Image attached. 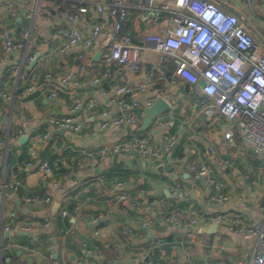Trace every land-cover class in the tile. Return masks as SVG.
Here are the masks:
<instances>
[{"label": "crops", "instance_id": "1", "mask_svg": "<svg viewBox=\"0 0 264 264\" xmlns=\"http://www.w3.org/2000/svg\"><path fill=\"white\" fill-rule=\"evenodd\" d=\"M14 1L18 14L13 16L0 9V30L7 26L18 36L25 25L24 15L30 11L31 0ZM68 1L67 8L59 9L48 2V7L43 9L35 35L37 38L39 34L41 41L36 43L34 39L32 42L37 60L31 64H36V69L28 74V81L22 83L19 90V54L16 51L2 53L0 80L4 82L0 83V138L7 136L10 116L12 132L19 128L23 130L18 138L10 139L6 156L0 152V184L4 179L7 182L22 180L18 190L9 189L4 197L0 190V231L3 212V222L10 227L3 235L6 264H92L96 261L100 264H136V253L149 247L151 237L165 242V252L150 249L155 264H246L248 259L243 251L254 242L253 236L229 231L220 223L213 232L204 229L212 225L215 222L213 218L220 214L260 218L259 205L264 201V182L250 154L239 156L240 143L229 148L224 145L226 120L207 118L194 108L197 97L189 91L183 79L179 78L175 84L159 81L151 87L152 91L158 90L173 104L174 108L170 111L178 119L170 123L169 129L154 130V140L159 144L166 142L169 132L178 135V144L171 154L153 157L121 153L109 155L93 166L83 164L79 159L80 151L99 149L134 133L143 134L150 130L142 129V118L134 126L100 130L104 113L115 115L119 112V107L103 96H98L81 131L52 129L51 117L68 114L77 99L86 100L95 93L93 68L101 63L104 48L105 35L92 49L76 47L70 53L59 51L63 40V14L75 4V0ZM215 1L227 11V7L236 9L255 40L264 45V0ZM96 20L93 13H89L83 28ZM100 21L106 22V19L101 18ZM127 22L128 33L139 43H144L147 36L164 33L168 16L164 15L157 24L145 25L141 22L139 11L131 9ZM107 28L105 24L104 29ZM79 51L86 53L84 58H77ZM100 52V56L95 58ZM150 58L155 60L152 54ZM169 63L174 68V62ZM11 65L16 66L13 79L5 73ZM148 69L149 65H144L139 71H130L122 65L115 66L106 86L138 83ZM70 70L76 73L78 83L65 92L60 91L55 99H49L52 83L46 74L61 76ZM30 85H35L37 90L28 91ZM179 88L183 94L177 93ZM14 89L17 95L12 104L7 95ZM180 121L184 122L183 127ZM140 129L143 132L138 133ZM46 133H49L48 138L45 137ZM182 138L185 140L180 146ZM211 142H215L221 151L225 150L223 165L208 154ZM31 150L35 151L33 161L61 158V168L47 178L42 177L36 168L27 165L32 157ZM169 155L172 156L174 170H160V166L169 163ZM175 157L212 164L215 172L211 179L196 180L174 164ZM242 159L249 161L244 169L246 178L237 169ZM119 181L125 183L129 193L125 200L116 197ZM176 181L181 184L177 206L184 221L196 215L208 216L201 218L194 228L165 223L159 217L161 209L158 206L143 210L134 205V201L139 199H169L170 187ZM54 182L59 184L55 189L54 203L43 199L28 200L34 195L48 196ZM216 184L220 185L222 192L227 193L229 200H212L211 196L217 191L214 188ZM64 210L66 214H63ZM100 214L103 218L97 223L94 218ZM147 218H153L150 226L145 224ZM47 222L51 226H45ZM84 242L88 243L91 253H87ZM23 245H27L28 249Z\"/></svg>", "mask_w": 264, "mask_h": 264}, {"label": "built area", "instance_id": "2", "mask_svg": "<svg viewBox=\"0 0 264 264\" xmlns=\"http://www.w3.org/2000/svg\"><path fill=\"white\" fill-rule=\"evenodd\" d=\"M42 5L43 0H31L30 11L24 15L25 25L18 36L7 26L0 30V65L3 52L9 54L16 51L19 54L17 79L21 78L25 61L30 59L34 62L37 59V55L30 52V46L37 33V18L42 11ZM16 8L14 0H0V9L13 16L18 14ZM131 9L139 11V17L145 25L157 24L167 15L168 25L164 33L149 35L144 43L134 41L128 32L123 31ZM89 13H93L94 18L98 20L86 24L83 28ZM101 18H105L106 22L100 21ZM61 22L63 40L59 51L62 53H70L76 47L92 49L101 42L103 35L105 39L101 63L93 68L95 93L89 99H77L68 114L51 117L50 125L54 131H81L98 96L106 97L109 102L119 107V112L115 115L104 113L105 118L100 123V130L134 126L141 118L136 109L150 106L160 95L158 90L152 91L151 87L159 81L175 84L180 78L189 91L195 93L197 98L193 106L200 114L207 118L226 120L223 130L224 145L229 148L240 143L244 151L249 150L257 157L256 168L264 182V45L255 40L237 14L225 10L215 0H75L74 6L64 12ZM105 24L108 25L107 30L104 29ZM85 54L84 51H79L76 56L81 59ZM150 54L155 60L150 58ZM169 61L174 62V68ZM118 65L130 71H139L144 65H149V69L138 83L127 82L107 87L106 81L110 78L113 68ZM46 78L52 83L48 92L49 99H55L60 91L65 92L78 83L77 75L72 70L61 76L47 73ZM27 90L32 92L37 88L30 85ZM177 93L183 94V90L179 88ZM16 95V89L7 95L12 104ZM169 103L170 108L152 121L149 132L134 133L126 139L99 149L82 150L80 161L93 166L114 154L135 153L153 157H160L163 153L171 154L178 144L177 134L169 132L163 144L154 140V130L169 129L170 123L178 120L170 111L174 108L173 104L170 101ZM11 120L10 116L7 120L6 138H0V152L5 156L10 139L18 138L23 133L21 128L12 132ZM180 122L183 127L184 122ZM48 136L49 133H46L45 137ZM223 153L225 150L221 151L215 142L209 143L208 154L216 158L219 165L225 163ZM30 155L32 157L27 162L28 167L36 168L44 178L59 170L63 163L61 158L33 161L34 150L30 151ZM173 162L196 180L211 179L215 172L212 164L188 161L182 157H175ZM21 185L22 180L7 182L4 179L0 184L2 197L9 189L16 191ZM58 185L57 182L52 184L48 196L43 198L34 195L28 200L43 199L45 202L54 203L53 197ZM117 187L118 200L127 199L129 193L125 183L119 181ZM180 188V182L176 181L170 187L169 199H139L134 201V205L143 210L158 206L161 209L159 217L165 223L183 224L189 229L194 228L201 218L208 216L196 215L184 221L177 206L181 197ZM214 188L217 191L211 196L213 201L229 200L227 193L220 190L219 184ZM259 209L260 218L225 214L213 218L224 224L229 231L253 236L254 242L243 251L248 259L246 264H264V201L260 203ZM63 214H66L65 210ZM102 218L103 215L100 214L94 221L99 223ZM3 221L0 231V264H6L3 235L5 231L10 230ZM152 223L153 218H147L145 221L148 226ZM45 226L49 227L51 223L47 222ZM148 242L149 247H144L136 253V264H155L150 249L157 248L165 252L164 241L151 237ZM84 245L87 247V253H91L88 243L84 242ZM23 248L28 249V246L23 245ZM92 264L100 263L96 261Z\"/></svg>", "mask_w": 264, "mask_h": 264}, {"label": "water", "instance_id": "3", "mask_svg": "<svg viewBox=\"0 0 264 264\" xmlns=\"http://www.w3.org/2000/svg\"><path fill=\"white\" fill-rule=\"evenodd\" d=\"M227 9L234 13L237 14L239 17H241L240 13L232 8V7H227ZM101 52L96 55L95 58H98L100 56ZM170 103L167 99H165L162 95H158L155 99V101L147 107L144 108H137L136 112L137 114L142 118V129L146 130L150 127L152 121L160 114L163 112L167 111L170 108ZM169 163L166 166H160L159 169L163 170L164 168H170V171L174 170V167L172 166V156H168ZM253 176L251 174L250 180H252ZM1 200V199H0ZM219 226V223L215 221L212 225L209 227L205 228L207 232H213L217 230ZM8 234V233H7ZM21 253V250L19 251Z\"/></svg>", "mask_w": 264, "mask_h": 264}, {"label": "trees", "instance_id": "4", "mask_svg": "<svg viewBox=\"0 0 264 264\" xmlns=\"http://www.w3.org/2000/svg\"><path fill=\"white\" fill-rule=\"evenodd\" d=\"M48 2H51L52 3V5H53V7L55 6V7H57V8H59V9H61V8H67L68 7V5H69V1L68 0H43V5H42V11H43V9L47 6V4H48ZM217 2V1H216ZM66 6V7H65ZM48 7V6H47ZM50 7V6H49ZM51 11H53L52 9H51ZM127 21H129V18H128V20ZM125 22V24H124V27H123V31L124 32H128L126 29H127V25H128V23L129 22ZM143 24H145L143 21H141ZM38 33V32H37ZM130 34V33H129ZM131 35V34H130ZM131 37H132V39L134 40V41H136V42H138V40L137 39H135L132 35H131ZM35 40H36V43H38V42H40L41 41V36L38 34L37 35V38L35 37L34 38ZM33 46H34V44L32 43L31 44V46H30V52L31 53H35L34 52V49H33ZM37 60V59H36ZM32 63V61L30 60V59H27L26 61H25V64H24V66H23V68H22V75H21V78L19 79V83H18V89L17 90H19L20 89V86H21V84L22 83H24L25 81H28V80H26V79H29L28 78V74H31V73H33V71L36 69V64H34V65H32L31 64ZM32 65V66H31ZM15 68H16V66L15 65H11V66H8L7 68H6V70H5V73H7V77L9 78V77H11L12 79L13 78H15V76L13 75V71L15 70ZM4 82V80H0V83H3ZM140 132H143V130L142 129H140V130H138V133H140ZM185 138V137H184ZM184 138H182V140H181V142H180V146H182V144L184 143ZM181 155H183L182 153H180ZM6 259V256L4 255V260ZM5 263H6V261H5Z\"/></svg>", "mask_w": 264, "mask_h": 264}, {"label": "rangeland", "instance_id": "5", "mask_svg": "<svg viewBox=\"0 0 264 264\" xmlns=\"http://www.w3.org/2000/svg\"><path fill=\"white\" fill-rule=\"evenodd\" d=\"M42 13H43V11L40 12V14H39V16H38V18H37L38 25H39V22H40V18H41V16H42ZM38 25H37V26H38ZM238 150L240 151L239 156H241V155L245 156L246 154L249 153V154H250L249 157L252 159V161H253L256 165H258V159H257V157H256L255 155H253V154L250 153V152L244 151L241 147H239ZM236 152H237V151H236ZM246 165H249V161H248L247 159H242L241 161H239V165H238V167H237L238 171H240L241 174H242L245 178H246V173H245L244 169H245V166H246Z\"/></svg>", "mask_w": 264, "mask_h": 264}]
</instances>
